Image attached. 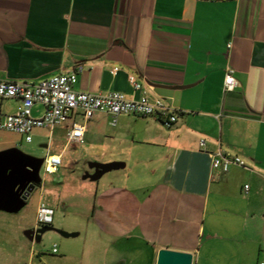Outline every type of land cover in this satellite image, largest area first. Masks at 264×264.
<instances>
[{"label": "crops", "instance_id": "1", "mask_svg": "<svg viewBox=\"0 0 264 264\" xmlns=\"http://www.w3.org/2000/svg\"><path fill=\"white\" fill-rule=\"evenodd\" d=\"M78 64L75 89L134 99L146 91L177 120L166 126L155 115L121 114L112 125L108 113L84 120L74 111L52 129L33 130L32 140L47 131L48 150L56 139L61 164L70 146L89 163L124 164L96 180L86 177L94 172L88 165L89 212L64 209L62 189L48 200L50 225L76 233L51 231L65 238L52 239L62 260L73 257L67 238L81 234L83 221L85 241L105 242L103 264H155L160 248L191 252L192 264L264 259V0H0L1 79L37 82ZM227 66L238 86L224 92ZM19 105L1 100L0 115ZM42 112L32 107L33 116ZM73 122L85 125L82 142L67 140ZM220 150L247 168L212 167ZM37 187L44 189L42 180ZM41 202L39 195L32 217L15 219L16 231L35 226ZM2 212L10 213L0 210V229L12 232ZM32 248L42 247L32 245L26 258L11 251L0 264H31Z\"/></svg>", "mask_w": 264, "mask_h": 264}, {"label": "built area", "instance_id": "2", "mask_svg": "<svg viewBox=\"0 0 264 264\" xmlns=\"http://www.w3.org/2000/svg\"><path fill=\"white\" fill-rule=\"evenodd\" d=\"M83 71V65L78 64L73 69L60 72L41 79L37 82L26 80H8L0 78V101L16 98L20 105L13 113L0 115V130H6L21 135L25 142L32 140L35 128L52 129L55 125L67 120L74 111H79L84 120L90 119L95 112H105L111 117L110 124L115 125L117 117L121 114L140 116H158L166 126H171L177 120V114L172 106L164 103L160 97H151L143 91L138 99L128 98L121 91H111L105 94L77 90L74 84L77 76ZM130 83L135 89L141 85L129 76ZM238 86L235 69L227 66L224 71L223 91L234 90ZM35 104L43 106L40 116H33L31 111ZM85 125L73 122L66 131L69 142H82ZM200 145L204 141L200 140ZM211 164L214 168L226 170L230 164L247 168L245 162L238 156L217 151L211 155ZM61 165V156L48 154L43 157L42 168L45 172L55 173ZM248 185H245V189ZM53 221V209L45 203H39L36 211L35 228L50 225ZM56 252V248H53ZM257 264H264V259Z\"/></svg>", "mask_w": 264, "mask_h": 264}, {"label": "rangeland", "instance_id": "3", "mask_svg": "<svg viewBox=\"0 0 264 264\" xmlns=\"http://www.w3.org/2000/svg\"><path fill=\"white\" fill-rule=\"evenodd\" d=\"M47 136V131L42 130L41 134L38 133L33 135V140L31 142H25L21 139V136L16 133L0 130V150L8 147H17L24 153L42 158L48 154L58 153L60 147L56 146V144H58L56 139H52L49 150L44 146V144L48 141ZM106 158L107 157H104V159ZM111 162L118 161H110V163ZM88 165L89 162L86 161L83 156H79L78 152L74 151L72 146H70L67 152L62 155V164L58 167L56 173L49 174L41 167L40 176L42 177V187H44V189L41 190L40 187H36L28 197L25 206L19 212H2L4 213L3 215H7L9 218V224H12V232H4L0 229V259L7 256L11 251L12 255L17 254L22 258H26L31 246L33 245L34 247L35 245L40 244L42 247L40 251L32 248V251L35 253L31 264H103L105 242L103 239H99L94 244L88 243L87 240L85 241L88 229L85 227L84 221L80 228L81 234L75 238H67L75 242V249L72 252L73 257L67 262L62 260L63 255L60 253L62 249L60 244L52 240L54 237H59V239L65 238H60L59 234L47 231L44 233L40 243H32L25 237V231L29 229L16 231L14 226L15 219L17 217H20L21 215H24L26 218L33 216L39 195H41L42 201L45 204H48V200L51 201L54 198H57L58 195L61 196V189L63 192L65 191L64 194L67 196L65 197L68 201H66L67 206H65L64 209H68L70 207L77 212H89L88 203L91 201V196L88 193V189L85 187L91 183L89 180L82 179V176L88 169ZM107 173H113V171ZM83 181H86L84 186H82ZM70 201L73 202L72 205L69 204ZM76 201L78 204H76ZM50 226L54 227L53 225ZM54 247L57 252L52 251ZM12 260V264H14V259ZM17 264L29 263L25 260L24 262Z\"/></svg>", "mask_w": 264, "mask_h": 264}, {"label": "water", "instance_id": "4", "mask_svg": "<svg viewBox=\"0 0 264 264\" xmlns=\"http://www.w3.org/2000/svg\"><path fill=\"white\" fill-rule=\"evenodd\" d=\"M43 158L24 153L17 147L0 150V210L10 213L19 212L28 197L41 183L40 169ZM94 168L86 177L96 180L105 172L124 167L123 163H89ZM47 231H55L64 237L76 236V233L56 229L50 225L31 228L25 231L30 241H39ZM193 254L169 248L157 251L155 264H192Z\"/></svg>", "mask_w": 264, "mask_h": 264}, {"label": "flooded vegetation", "instance_id": "5", "mask_svg": "<svg viewBox=\"0 0 264 264\" xmlns=\"http://www.w3.org/2000/svg\"><path fill=\"white\" fill-rule=\"evenodd\" d=\"M44 236V234L43 235H41V237L40 238H42ZM27 238V237H26ZM28 239V238H27ZM30 241V240H29ZM34 241V240H33Z\"/></svg>", "mask_w": 264, "mask_h": 264}]
</instances>
